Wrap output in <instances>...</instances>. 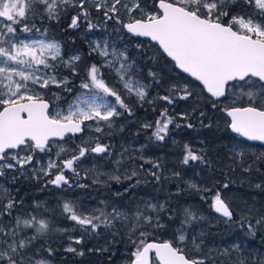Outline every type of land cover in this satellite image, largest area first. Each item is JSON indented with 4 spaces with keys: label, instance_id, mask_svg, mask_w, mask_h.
<instances>
[{
    "label": "trees",
    "instance_id": "obj_1",
    "mask_svg": "<svg viewBox=\"0 0 264 264\" xmlns=\"http://www.w3.org/2000/svg\"><path fill=\"white\" fill-rule=\"evenodd\" d=\"M157 1L140 0V4L151 11ZM40 7L37 4L35 14H29L26 21L30 26L35 25L33 30L22 32L21 25H16L14 39L18 43L21 38L42 35L62 44L63 62H54V74L59 80L66 78L68 83L60 87L51 85L46 89H37L51 102V111L67 108L77 101V97L85 91L80 88V84L89 66L105 63L106 58L92 51L95 36L108 38V44L114 45L116 54L123 53L128 58L126 62L133 65L134 78L149 85V96L147 101L141 102L138 97L123 90L114 69L101 67L103 79L120 91L132 114L121 110L122 115L113 118L111 129L105 128L103 133L90 132L87 143L83 141L86 129L82 135L68 136L63 141H51V151L47 155L39 153L36 160L40 163L34 161L35 169L31 165L26 166L22 175L19 170L6 171L0 178L5 183L0 185V210L8 202L9 196L15 201V206L11 216L0 211L4 224L12 223L15 216L30 219L28 212L35 205L42 211L40 218L49 224V230L43 234H37L35 228L25 229L21 226L17 239H27V247L29 245L47 252L52 264H119L125 258L132 259L136 247L129 239L130 224L116 220L111 227H106L105 216L101 215L99 220L94 221L99 224L96 231H86L70 219L69 213L64 212L65 203L75 206L83 214L85 203L99 205L105 213L118 209L127 213L129 218L137 208L146 211L147 215L152 216L154 221L158 219L162 225H145L149 233L146 242H175L185 212L194 211L203 219L193 221L191 225H183V228L190 235L196 231L203 233V253L198 258L205 259L206 264H233L238 259L245 260L247 264H255L258 259L264 258V227L256 225L253 218L264 213V154L256 152V149L264 146L243 141V146L250 145L243 151V159L252 165L250 171H244L240 166L241 158L232 150L241 138L231 132L227 123L229 118L222 111L231 96L223 104L215 101L200 84L182 74L157 45L129 35L114 21L104 24L102 12L92 9L93 21L101 26L89 31L82 22L77 28L70 27L71 18L79 12L78 8H69L61 14L59 20H49L41 16ZM237 12L253 14L249 6L241 8L239 4H233L230 14ZM120 17L124 22L129 21L123 10ZM36 28L41 31H35ZM3 39L7 40L8 37L4 36ZM112 51L111 47L107 59H115L111 55ZM74 54L80 57L78 61L70 58ZM73 68L76 70L75 75ZM116 68H119L118 63ZM149 73H155V78ZM185 85L192 91V95L181 99L183 93L178 89ZM174 86L177 88L175 91ZM168 95L172 96L171 104L161 99ZM214 101L217 105L215 108L212 106ZM165 110L173 123L169 125L166 134L161 133L164 139L157 140L153 135L156 121L162 119L161 113ZM145 124L152 127H145ZM96 142L107 145L108 152H89L74 165L75 172L64 169L67 184L49 183L59 168H53L48 175L37 171L41 166L46 168L49 159H58L60 162L75 155L77 146L93 147ZM59 146H63L65 151L57 158ZM188 149L204 157V162L190 161L187 165L183 164ZM102 168L118 173L119 180L98 176L95 181L91 172ZM133 170L135 176L131 175ZM191 179L198 180L199 185L189 184ZM224 183H228L229 187L224 188ZM257 184L261 187H256ZM216 192L220 193L234 212L232 221L218 215L212 207ZM149 202L156 203L157 212L148 210L146 206ZM247 208L256 210L248 217L254 225V234L248 232L247 221L242 228L237 219L246 214ZM72 234L83 236L80 244L75 243L76 252L66 251L68 236ZM140 238L137 230L132 239ZM233 242L241 248L237 250L227 247V244ZM190 247L189 244L185 248L186 253ZM81 252L83 255L79 254Z\"/></svg>",
    "mask_w": 264,
    "mask_h": 264
},
{
    "label": "snow or ice",
    "instance_id": "obj_2",
    "mask_svg": "<svg viewBox=\"0 0 264 264\" xmlns=\"http://www.w3.org/2000/svg\"><path fill=\"white\" fill-rule=\"evenodd\" d=\"M37 4L41 6V16L49 20H59L61 14L69 8H78L79 12L71 18L72 28L79 27L81 22L89 31L99 28L101 25L92 18L94 9L102 12L104 24L114 21L134 36L150 38L159 46L163 55L175 62L176 67L199 81L203 90L215 101L223 104L231 96L222 111L230 118L227 123L232 132L249 141H264V0H158V5L154 4L151 11L142 7L140 0H0V21L4 22L3 27H0V176H4L7 170H19L22 175L29 165L35 169L34 161L40 163L36 160L37 155H47L51 151L50 141L53 138L63 139L67 133L84 131L82 126L86 121H95L92 130L103 133L105 128H112L113 118L122 115L121 110L132 114L120 91L103 79L101 67L114 69L118 82L128 94L135 95L141 101L147 95V86L134 79L133 65L126 62L128 58L123 53L117 55L113 48L111 55L115 59H107L110 53L109 45L105 42L103 47L97 44L92 49L106 59L100 66H89L80 84V88L86 92H82L66 112L58 111L52 115L49 111L50 103L37 89H46L50 84L60 87L68 83L66 78L58 80L55 74H51L56 68L54 62H63L60 44L47 42L46 39H35L31 43L20 40L17 43L14 39L16 25H21L22 32H31L35 27L26 21L29 14H35ZM86 4L89 6L85 7ZM233 4H239L241 8L247 5L253 14H230ZM122 10L127 13L128 22L121 19ZM35 31L41 30L36 28ZM4 36L8 39L4 40ZM79 59V56L72 57V60ZM117 63L119 68H116ZM149 75L155 78V73ZM65 90L70 91L68 88ZM175 90L176 86L173 88ZM178 90L183 93L181 99L192 95L187 85ZM109 97L114 99L110 100ZM161 99L169 104L173 102L171 95ZM215 101L212 105L214 108L217 106ZM161 117V120L156 121L153 133L157 140L164 139L161 133L166 134L169 125L173 123L167 117V110L161 113ZM101 121L104 123L101 124ZM144 126L152 127L150 124ZM188 126L191 127V124ZM77 147L75 155L59 163L49 159L47 167L41 166L37 171L48 175L50 169L59 168L60 171L49 183L67 184L64 169L75 172L74 165L89 152H108V146L99 142L93 147ZM64 151V147L59 146L57 158ZM236 155L241 158L240 166L243 170L250 171L252 165L243 159L244 153ZM190 161L204 162V157L188 149L182 162L187 165ZM131 175H136L135 170ZM113 178L119 180V176ZM223 187L228 188V183H224ZM256 187L261 185L257 184ZM14 206L15 201L9 196L0 211L11 216ZM150 207L153 212L158 211L156 205ZM212 207L227 220L234 219V212L219 192L214 194ZM63 209L70 214L72 221L83 226L86 231L94 232L99 227L94 221L99 220L100 216L80 213L69 203H65ZM245 211V215L237 218L238 222L243 228L247 221L248 232L254 234V225L248 217L256 210L247 208ZM101 215L105 216L106 227H111L116 220L130 224L129 239L136 245L130 264H156V261L159 264H206L205 259L198 258L203 253V233L200 236L195 233L190 235L183 228V225H191L193 221L203 219L197 213L186 211L175 242L163 243L146 242L149 233L145 225L162 226L158 219L154 221L146 211L137 208L129 218L127 213L114 208L112 213L101 212ZM253 218L256 225L264 227V213ZM21 226L25 229L35 228L37 234L49 230V224L36 216L30 219L15 216L8 225L0 222V237H3L0 239V264H32L31 258L25 259L29 241L17 239ZM137 230L141 238L132 239ZM81 242L82 238L75 240L77 244ZM189 244L191 247L188 253L191 255L185 252ZM66 251L76 252L77 249L69 246ZM152 253L155 254V260L151 257ZM79 254L83 255L82 252ZM37 264L47 262L40 260ZM233 264L247 262L238 259ZM255 264H264V258L258 259Z\"/></svg>",
    "mask_w": 264,
    "mask_h": 264
},
{
    "label": "rangeland",
    "instance_id": "obj_3",
    "mask_svg": "<svg viewBox=\"0 0 264 264\" xmlns=\"http://www.w3.org/2000/svg\"><path fill=\"white\" fill-rule=\"evenodd\" d=\"M0 23L2 24V27H3V21H0ZM35 39H46L47 40V42H58L59 44H60V46H61V56L63 57L64 56V51H63V47H62V44L59 42V41H57L56 39H54V38H51V37H47V36H29V37H26V38H21V39H19V41L20 40H24V42L25 43H31L33 40H35ZM95 46L97 45V44H99L101 47H103L104 46V44H105V42H107V44L109 43V39L108 38H98V37H96L95 36ZM109 45V44H108ZM113 46L114 45H109V48H108V51H109V53H110V50H111V47H112V49H113ZM74 56H78L77 54H74V55H70V58H72V57H74ZM125 56V55H124ZM51 74H54V73H51ZM56 78L59 80V77L58 76H56ZM135 79V78H134ZM141 82V81H140ZM142 84H144V85H146L147 87H146V91H147V95H146V97L144 98V100L143 101H141V102H144V101H147L148 100V96H149V85L148 84H146V83H143V82H141ZM51 85H53V84H50L49 86H51ZM41 95H43V97H44V94L42 93V92H40V91H38ZM83 92H86V90L85 91H83ZM89 99H90V97H89ZM108 99H110V97L108 98ZM111 100V99H110ZM76 102V101H75ZM97 103H99V101H97ZM69 107V106H68ZM68 107L67 108H56L54 111H51V114L52 115H55L56 114V112H66L67 110H68ZM102 122V121H101ZM100 122V123H101ZM94 124H95V121H86L85 122V126H86V130H87V133H86V135L84 136V138H83V141L85 142V143H87L88 141H89V139H90V136H91V133L90 132H95L94 130H92V127L91 126H94ZM199 141H203V140H201V139H198ZM244 144H243V140L242 139H239V141L235 144V146H234V149H232L233 150V152H234V154H236V153H239V152H243V151H245V149L247 148V147H250V145H247V146H243ZM256 152L257 153H262V154H264V148H259V149H256ZM49 153V152H48ZM53 161H55L56 163H59L58 162V159H55V160H53ZM53 169V168H52ZM52 169H50L49 171H51ZM60 171V170H59ZM58 171V172H59ZM93 175H94V180L95 181H97V178H98V176H102V177H104V178H113V177H116V176H118V173H115V172H113V171H109V170H105V169H100V170H96V171H92L91 172ZM127 176V175H126ZM53 180V179H52ZM189 184H191V185H199V181L198 180H196V179H191V180H189V182H188ZM0 185H5V183L0 179ZM156 203L155 202H149L148 203V206L149 207H147L148 208V210L150 211L151 210V205H155ZM85 205H86V208L85 209H83V212H84V214L85 215H89V214H95V215H97V216H101V212H102V209H101V207L99 206V205H96V204H87V203H85ZM37 206L38 205H35V207L34 208H32L29 212H28V214H29V216L30 217H32V216H36L37 217V219H41L40 218V216H41V214H42V211H41V209L40 208H38L37 209ZM191 212H194V211H191ZM0 222H2L3 224H4V222H3V220H2V215L0 214ZM180 229V228H179ZM178 230V229H177ZM196 234H201V232L200 231H196L195 232ZM82 238V240H83V236H80V235H77V234H72V235H69L68 236V240H69V244L67 245V248L69 247V246H71V247H73V248H75V240L76 239H81ZM237 246H239V249L241 248V246L239 245V244H237V243H230V244H227V247H230V248H234V249H237ZM182 247H183V245H182ZM25 251L27 252V257H26V259H28V258H31V261H32V264H37V261H40V260H44V261H46L47 262V264H52V259L50 258V256L48 255V253L47 252H45L44 250H41L40 248H34L33 246H29L28 245V247L25 249ZM132 259H133V256H132ZM132 259H123V260H121V262L119 263V264H130V262H131V260Z\"/></svg>",
    "mask_w": 264,
    "mask_h": 264
},
{
    "label": "water",
    "instance_id": "obj_4",
    "mask_svg": "<svg viewBox=\"0 0 264 264\" xmlns=\"http://www.w3.org/2000/svg\"><path fill=\"white\" fill-rule=\"evenodd\" d=\"M157 5H158V1H157ZM125 31L127 32V30L125 29ZM128 33V32H127ZM129 35H131V36H133V37H136V38H140V39H144V40H149L150 42H152L153 44H155V45H157L155 42H153V41H151L150 40V38H148V37H137V36H134V35H132V34H130V33H128ZM158 46V45H157ZM159 47V46H158ZM166 56V55H165ZM167 57V56H166ZM171 62H173L174 64H175V62L174 61H172L171 60V58L170 57H167ZM182 74H184V75H186V76H188L190 79H192V80H194L195 81V79L193 78V77H191V76H189L187 73H184V72H182V70H180L178 67H176ZM198 84H200L199 83V81H196ZM201 85V84H200ZM202 86V85H201ZM203 87V86H202ZM206 92V91H205ZM207 93V92H206ZM207 95H209L210 96V94H208L207 93ZM211 97V96H210ZM212 98V97H211ZM46 101H48L49 103H50V109H49V111L51 110V108H52V104H51V102L48 100V99H46V98H44ZM214 100H215V98H213ZM229 120H230V118H229ZM83 128H84V131H82V132H80V133H75V134H73V133H67L65 136H64V138L63 139H60V138H53V140H51V141H54V140H56V141H63L66 137H68V136H79V135H82L84 132H85V129H86V126H85V124L82 126ZM231 130V129H230ZM232 132V131H231ZM232 133H234V132H232ZM235 135H237V136H239L238 134H236V133H234ZM240 137V136H239ZM240 138H242L243 140H245V141H247V142H250V143H254V144H260V145H262V146H264V141H249V140H247L246 138H244V137H240ZM50 141V142H51ZM2 176H0V178H1ZM217 213V212H216ZM218 215H220V216H222L221 214H219V213H217ZM223 217V216H222ZM148 243H163V242H171V241H168V240H151V241H147ZM151 257H152V259L153 260H155V254L154 253H152L151 254ZM158 264H159V262L158 261H156Z\"/></svg>",
    "mask_w": 264,
    "mask_h": 264
},
{
    "label": "bare ground",
    "instance_id": "obj_5",
    "mask_svg": "<svg viewBox=\"0 0 264 264\" xmlns=\"http://www.w3.org/2000/svg\"><path fill=\"white\" fill-rule=\"evenodd\" d=\"M84 134V133H83ZM239 137V136H238ZM240 138V137H239ZM242 139V138H241ZM243 140V139H242ZM243 141H245V140H243ZM247 142V141H246ZM248 143H250V142H248ZM55 184V183H54Z\"/></svg>",
    "mask_w": 264,
    "mask_h": 264
},
{
    "label": "flooded vegetation",
    "instance_id": "obj_6",
    "mask_svg": "<svg viewBox=\"0 0 264 264\" xmlns=\"http://www.w3.org/2000/svg\"><path fill=\"white\" fill-rule=\"evenodd\" d=\"M260 145V144H259ZM63 174H64V172H63ZM65 176V175H64ZM66 178V177H65ZM53 180H54V178H53Z\"/></svg>",
    "mask_w": 264,
    "mask_h": 264
}]
</instances>
